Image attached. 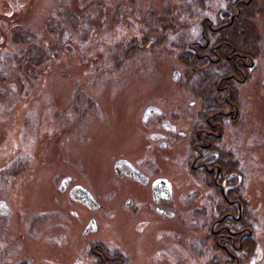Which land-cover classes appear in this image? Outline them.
Returning <instances> with one entry per match:
<instances>
[{"label":"rangeland","instance_id":"374dc122","mask_svg":"<svg viewBox=\"0 0 264 264\" xmlns=\"http://www.w3.org/2000/svg\"><path fill=\"white\" fill-rule=\"evenodd\" d=\"M188 1L0 0V169L27 162L0 185V264H91L87 244L97 240L137 264H203L213 255L209 244L204 257L190 250L207 234L215 195L202 182V159L190 156L199 104L175 83L183 67L171 42L195 38L193 24L203 17L215 23L224 0H205L203 13L194 7L190 30L170 34L161 53L138 54L121 71L107 65L115 44L155 39L160 17L179 26ZM64 9L87 20L74 31L58 15ZM50 20L55 33L46 32ZM16 25L36 33L51 55L35 79L25 64L18 69ZM257 25L260 55L249 78L236 79L239 106L213 134L238 161L256 243L252 264H264V14Z\"/></svg>","mask_w":264,"mask_h":264},{"label":"trees","instance_id":"16d2710c","mask_svg":"<svg viewBox=\"0 0 264 264\" xmlns=\"http://www.w3.org/2000/svg\"><path fill=\"white\" fill-rule=\"evenodd\" d=\"M224 3V8L220 7L216 11L215 23L210 24L205 17L194 21L193 25L199 28L195 38L180 45L171 42L173 47L179 49L176 62L183 67L181 76L175 83L199 104L197 121L193 124L194 130L190 134V156L202 159V182L213 190L215 195L211 197L208 218L203 222V225L208 227L207 234L193 241L190 250L197 256L204 257L203 248L210 245L214 253L205 259L203 264H252L256 243L248 234L252 227L248 221L247 203L241 195L242 175L239 164L232 152L215 145L217 137L213 133L222 130L228 115L227 109L236 110L239 106L235 81L249 78L250 64L260 55L262 37L257 17L263 16L264 10L258 0H224ZM184 6L188 16L183 17L179 26L173 25L172 19L173 23H167L164 17H160L158 24L162 26V32L155 39L149 40V37L144 36L140 40L133 38L126 43L115 44L108 55V67L121 71L125 69L127 61L138 54L147 51L153 54L161 53L170 34L190 30L192 23L189 19L194 20L199 16L194 7L200 8V13L207 9L205 0H190ZM58 12L62 20L68 22L74 31L77 30L78 20H87L81 12L68 9ZM233 12L238 14L230 20ZM165 13L167 15V12ZM154 14V11H150L147 17L152 18ZM183 14L182 10L178 11L179 17ZM45 26L46 32L55 33L53 20ZM61 29L60 41L67 33L68 25L62 24ZM150 32L156 30L150 29ZM37 36L36 33L18 25L10 30L11 43L20 46L16 58L18 69L23 68L22 65L25 64V74L34 79L37 76L35 68L51 57L38 43ZM59 42L55 40L50 49L57 48ZM77 97L76 93L73 109H78ZM89 104H92L91 101ZM26 167L27 162L18 159L8 167L0 169V185L8 186ZM218 167L220 173L216 177ZM221 187L225 189L224 194L221 193ZM87 245L86 255L91 264H137L117 247H110L103 241H91ZM16 264L32 263L22 259Z\"/></svg>","mask_w":264,"mask_h":264},{"label":"flooded vegetation","instance_id":"af4514ba","mask_svg":"<svg viewBox=\"0 0 264 264\" xmlns=\"http://www.w3.org/2000/svg\"><path fill=\"white\" fill-rule=\"evenodd\" d=\"M204 165H205V164H204ZM210 171H212V170H210ZM219 173H220V170L217 169V171H216V175H215V176L217 177Z\"/></svg>","mask_w":264,"mask_h":264},{"label":"water","instance_id":"95a60500","mask_svg":"<svg viewBox=\"0 0 264 264\" xmlns=\"http://www.w3.org/2000/svg\"><path fill=\"white\" fill-rule=\"evenodd\" d=\"M232 16H234V15H232ZM232 16H231V17H232ZM232 18H233V17H232ZM218 170H220V169L218 168Z\"/></svg>","mask_w":264,"mask_h":264}]
</instances>
